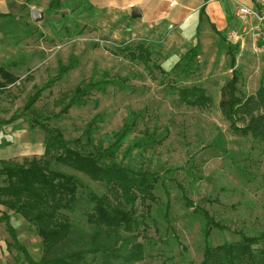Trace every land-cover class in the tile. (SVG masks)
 Segmentation results:
<instances>
[{"label": "rangeland", "instance_id": "1", "mask_svg": "<svg viewBox=\"0 0 264 264\" xmlns=\"http://www.w3.org/2000/svg\"><path fill=\"white\" fill-rule=\"evenodd\" d=\"M114 3L0 0V14H11L0 16V65L19 77L0 92V121L16 116L10 124L0 125V145L10 140L17 153L8 158L13 161L42 154L45 130L37 120L60 129L70 141L82 138L81 150L93 152L117 144L110 161L122 166L159 174L168 171L155 183V200L135 203L136 222L130 231H117L120 242L126 241V248L136 243L142 246L143 258L130 264H200L203 217L184 204L177 184L195 205L206 208L227 227L210 232L212 245L235 241L239 233L264 232L262 144L233 134L219 109L220 90L230 78L232 60L242 91L254 94L264 86V43L254 37L251 19L242 23L235 16L237 5L238 42L231 40L217 49L203 46L194 63L186 64V58L178 55L175 61L166 59L168 47L147 41L148 60L132 59L120 53L118 46L129 44L137 53L141 38H127L129 32L123 27L127 16L121 17ZM241 4L251 6V1ZM34 8L41 11V20H32ZM176 62L179 66L173 69ZM49 80L53 83L46 86ZM102 80L108 82L101 89L91 86ZM191 85L205 88L211 100L208 106H188L177 100V88ZM40 88L38 100L25 110L28 96ZM78 88H86L82 102L62 112ZM257 113H264V108L253 112ZM94 118L97 121L87 142L82 134ZM246 122L247 117L239 125ZM57 168L76 174L66 166ZM77 175L83 195L107 192L104 184ZM162 183L169 191L168 221ZM64 214L80 229L91 232L96 228L80 211ZM12 224L19 241L38 260L42 246L35 228L28 223L17 228L15 220ZM11 243L1 221L0 264H27L24 254Z\"/></svg>", "mask_w": 264, "mask_h": 264}, {"label": "trees", "instance_id": "2", "mask_svg": "<svg viewBox=\"0 0 264 264\" xmlns=\"http://www.w3.org/2000/svg\"><path fill=\"white\" fill-rule=\"evenodd\" d=\"M147 40L141 39L136 45L138 52L130 49V45L120 48L132 59L148 60L151 54ZM198 42L182 57L186 64L194 63L198 55ZM232 49H228L230 54ZM143 52L144 54H141ZM179 63L174 65L177 68ZM231 75L221 87L219 109L228 123L229 130L243 138L252 137L260 142L264 154V113L253 114L264 108V86H259L254 94H246L239 87L240 76L231 63ZM66 70V67H62ZM19 77L0 65V92L14 84ZM108 81L102 80L91 84L98 89ZM49 80L46 86H50ZM42 88L28 96L24 105L29 110L38 100ZM77 94L63 107L67 112L72 106L79 104L86 88L76 89ZM177 100L185 105L210 104V97L201 85L182 86L177 88ZM58 113V115L62 114ZM247 117L243 126L239 122ZM16 116L0 121L10 124ZM94 118L88 123L82 135L89 142L91 126ZM37 124L45 130L44 150L40 155L22 157L21 161L0 159V222L3 221L12 243L17 251L24 254L27 264H130L143 258L142 246L136 243L126 248V241L120 242L118 230L130 231L136 220L134 207L138 200H155L153 190L155 183L168 175L149 170H134L122 166L113 157L117 144L106 149L85 151L78 148L82 138L70 141L63 132L46 123ZM77 145V147L75 146ZM54 165V166H53ZM66 166L76 172L66 173L57 168ZM239 166V165H238ZM239 171L247 176L241 167ZM77 173H81L93 181L106 186L107 192L96 194L80 193L83 183ZM167 197L165 219L168 221L170 208L169 191L162 183ZM182 192L184 204L203 217L202 237L204 244L203 258L200 264H264V232L255 235L239 233L235 241H225L212 245L209 242L210 232L214 229L226 230L227 227L217 221L206 209L195 205L187 198L184 189L177 184ZM21 215L31 224L40 239L42 255L35 260L19 241L16 229L10 222L7 211ZM80 211L86 216L87 222L96 228L86 231L71 222L64 212ZM105 227L107 233L104 232ZM10 247V243H8Z\"/></svg>", "mask_w": 264, "mask_h": 264}, {"label": "crops", "instance_id": "3", "mask_svg": "<svg viewBox=\"0 0 264 264\" xmlns=\"http://www.w3.org/2000/svg\"><path fill=\"white\" fill-rule=\"evenodd\" d=\"M172 1L173 6L166 0H116L114 4H117L120 16H127L123 23L129 32L127 38H141L168 47L166 59L171 61L177 60L176 55L181 59L196 42L198 50L206 45L217 49L222 43L231 40L238 42L236 36L241 29V22L234 16V9L237 5H244L241 4L243 0ZM134 8L139 12L135 17L132 16ZM9 15L0 14L5 17ZM15 150L10 140L6 141L0 145V159L7 160L15 156ZM43 150L44 147L42 153ZM7 213L11 224L15 220L17 228H23L27 223L21 215L9 210Z\"/></svg>", "mask_w": 264, "mask_h": 264}, {"label": "built area", "instance_id": "4", "mask_svg": "<svg viewBox=\"0 0 264 264\" xmlns=\"http://www.w3.org/2000/svg\"><path fill=\"white\" fill-rule=\"evenodd\" d=\"M170 6L174 5L172 0H166ZM235 16L242 21L251 19L254 37L264 43V0H252L251 6L240 5L236 9ZM242 23H245L242 21Z\"/></svg>", "mask_w": 264, "mask_h": 264}, {"label": "water", "instance_id": "5", "mask_svg": "<svg viewBox=\"0 0 264 264\" xmlns=\"http://www.w3.org/2000/svg\"><path fill=\"white\" fill-rule=\"evenodd\" d=\"M31 18L32 20L34 21H38V20H41L43 15L41 13V11H39L38 9L34 8L31 10ZM136 15H139V12L137 11L136 8L133 9V12H132V16L135 17Z\"/></svg>", "mask_w": 264, "mask_h": 264}]
</instances>
